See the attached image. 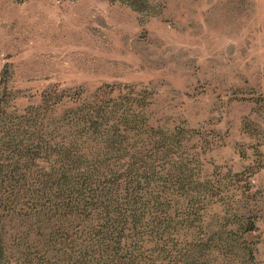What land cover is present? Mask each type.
Returning a JSON list of instances; mask_svg holds the SVG:
<instances>
[{
  "label": "rangeland",
  "instance_id": "obj_1",
  "mask_svg": "<svg viewBox=\"0 0 264 264\" xmlns=\"http://www.w3.org/2000/svg\"><path fill=\"white\" fill-rule=\"evenodd\" d=\"M84 99L142 107L174 137L152 184L171 163L206 194L189 203L188 229L149 239L143 264H264V0H150L142 11L119 0H0L5 128L35 110L41 151L73 142L53 109ZM54 153L42 156L56 164ZM82 231L67 235L77 243Z\"/></svg>",
  "mask_w": 264,
  "mask_h": 264
},
{
  "label": "trees",
  "instance_id": "obj_2",
  "mask_svg": "<svg viewBox=\"0 0 264 264\" xmlns=\"http://www.w3.org/2000/svg\"><path fill=\"white\" fill-rule=\"evenodd\" d=\"M119 1L140 11L150 2ZM99 101L72 102L60 115L55 106L75 140L43 151L30 125L35 110L15 129L5 128L11 123L0 110V264H143L149 239L180 223L190 227L189 203L206 197L200 185L190 186L171 163L166 183L152 184L154 162L174 152V137L145 121L142 107ZM48 151H55L56 164L44 160ZM110 155L122 163L114 165ZM74 224L83 228L77 243L67 235ZM241 225L231 218L230 226ZM245 225L255 230L248 217Z\"/></svg>",
  "mask_w": 264,
  "mask_h": 264
}]
</instances>
